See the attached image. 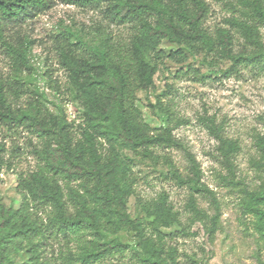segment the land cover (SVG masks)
<instances>
[{
    "label": "trees",
    "instance_id": "trees-1",
    "mask_svg": "<svg viewBox=\"0 0 264 264\" xmlns=\"http://www.w3.org/2000/svg\"><path fill=\"white\" fill-rule=\"evenodd\" d=\"M81 6L106 4V14L118 24H131L134 32L126 53L118 54L105 37L91 45L66 31L62 34L60 64L68 73L74 99L82 110L84 126L78 135L68 114L59 108L51 113L40 100L26 106L15 105L11 91L0 79V124L9 129L23 127L44 141L38 152L42 160L36 170L21 173L17 186L18 207H7L0 199V264H14L12 256L28 249L32 264H49L42 259L41 246L48 235H62L80 243L78 252L62 256L64 264H97L107 257L124 254L129 245L118 240L102 244L105 231L133 232L142 255L141 264H176L174 250H166L161 229L181 224L165 193L152 200L135 196L132 159L124 151L153 155L157 148L185 150L190 164L186 178L174 175L198 192L205 190L202 172L193 154L173 134L172 127L153 131L135 105L136 94L154 86L156 67L151 55L163 42L177 47L189 45L218 50L231 62V69L243 63L264 60L259 27H264V0H246L247 17L252 23L236 21L247 43L258 51L235 53L233 36L218 31L213 37L204 28L208 6L204 0H69ZM51 0H0V43L15 60L18 69L30 67L31 43L27 38L8 40L13 29L51 8ZM209 133L234 181L233 159L240 151L237 141L224 135L222 125L208 119ZM259 157L253 166L261 173L260 184L242 187L240 207L244 215L255 218V229L264 238V137L257 139ZM6 146L0 141V169L10 170ZM234 183V182H232ZM209 191V190H207ZM195 220L201 222L210 240L219 229L220 213L208 216L195 201L190 202ZM49 209L45 223L40 212ZM72 209V210H71ZM91 233L94 239L81 241ZM73 239V241H74ZM63 255V254H62Z\"/></svg>",
    "mask_w": 264,
    "mask_h": 264
},
{
    "label": "rangeland",
    "instance_id": "rangeland-1",
    "mask_svg": "<svg viewBox=\"0 0 264 264\" xmlns=\"http://www.w3.org/2000/svg\"><path fill=\"white\" fill-rule=\"evenodd\" d=\"M204 1L208 6L204 28L209 34L217 37L218 31H229L235 53L258 51L234 25L236 21L252 23L247 17L246 0ZM51 2L49 10L28 19L7 36L12 42L19 36L29 40V68L18 69L0 43V79L8 89L13 88L11 91L17 90V98L11 94L15 105L26 106L29 101L40 100L53 114L62 108L79 135L84 126L83 113L74 99L68 73L60 64L62 34L69 31L91 45L108 37L116 52L123 54L134 29L131 24L113 22L106 14V4L81 6L69 0ZM259 28L264 46V27ZM150 59L156 67L154 86L138 92L135 105L151 130L174 129L175 137L197 160L206 189L198 192L175 177V170L183 178L190 175L183 149L157 148L151 156L124 151L132 159L135 180L136 197L130 200V212L149 221L145 214L135 211L136 198L145 201L162 193L168 196L181 224L160 232L165 249L174 250L176 264H264V238L255 229V218L244 215L240 207L241 188L252 189L261 182V173L253 162L259 157L257 139L264 137V60L243 63L234 70L218 50L208 52L200 45L177 47L168 42H163ZM208 119L222 125L224 135L240 145L233 159L234 181H230L229 169L216 149L217 140L209 133ZM0 141L6 146L5 157L11 164L10 170L0 169V199L7 207H18L19 175L29 174L42 164L38 152L44 141L23 127L9 129L1 124ZM192 200L208 216L220 213L219 229L213 240L204 225L195 220L190 208ZM48 211L40 212L45 223ZM80 237L83 242L94 239L91 233ZM73 239L70 242L62 235H48L45 245L40 247L42 259L49 264H64L62 256L67 251L79 250L78 239ZM114 240L128 244L129 249L97 264H141L142 255L133 232L105 231L102 244ZM12 259L14 264H32L28 249Z\"/></svg>",
    "mask_w": 264,
    "mask_h": 264
}]
</instances>
